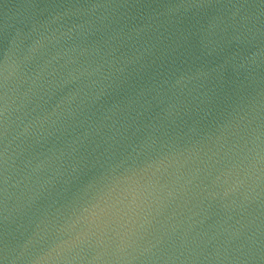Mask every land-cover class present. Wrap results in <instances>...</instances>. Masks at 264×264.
Listing matches in <instances>:
<instances>
[{"label":"water","instance_id":"1","mask_svg":"<svg viewBox=\"0 0 264 264\" xmlns=\"http://www.w3.org/2000/svg\"><path fill=\"white\" fill-rule=\"evenodd\" d=\"M0 264H264V0H0Z\"/></svg>","mask_w":264,"mask_h":264}]
</instances>
